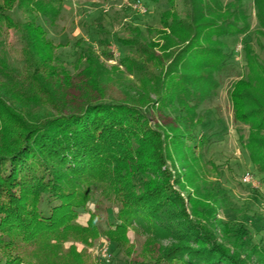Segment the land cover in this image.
Returning a JSON list of instances; mask_svg holds the SVG:
<instances>
[{
	"label": "trees",
	"instance_id": "1",
	"mask_svg": "<svg viewBox=\"0 0 264 264\" xmlns=\"http://www.w3.org/2000/svg\"><path fill=\"white\" fill-rule=\"evenodd\" d=\"M139 1L168 7L155 40H139V29L137 39L115 37L130 52L108 69L101 56L112 52L57 56L65 45L55 47L39 21L54 26L63 0H0V264H90L75 242L97 233L119 248L130 230L145 240L123 264H241L245 246L258 252L240 221L220 222L216 235L208 203H220L221 190L195 180L214 142L212 106L232 75V122L247 129L240 145L264 176V0ZM239 37L241 69L227 44ZM179 168L195 188L190 223L172 190Z\"/></svg>",
	"mask_w": 264,
	"mask_h": 264
},
{
	"label": "rangeland",
	"instance_id": "2",
	"mask_svg": "<svg viewBox=\"0 0 264 264\" xmlns=\"http://www.w3.org/2000/svg\"><path fill=\"white\" fill-rule=\"evenodd\" d=\"M228 1L231 0H224V2ZM132 3L133 0H63L61 15L54 26L43 20H40L39 23L44 27L48 38L54 42L55 47L58 44L65 45L56 51L62 61L73 63L76 52L80 48L92 47L99 55H102L103 51L113 53V58L110 61L101 56L105 67L111 69L112 66L117 65L119 57H124L130 52L116 43L114 38L134 39L136 37L134 32L139 29V40L150 37L155 40L156 32L154 33V31L159 26V16L168 8L164 2L153 4L149 1H141L145 13H140L130 8ZM248 4L246 5L247 9L251 7ZM21 14L20 11L15 12L13 19L21 18ZM249 23L250 31L253 33L257 28L253 13L249 17ZM126 25L131 27L129 31L133 33L126 30ZM148 28H153L152 36L147 32ZM242 39L244 38L239 37L234 41H227L230 49H234V61L237 69L243 67ZM259 39L264 43V37ZM103 40H107L108 44L105 45ZM15 42L16 35L10 31L8 43L14 45ZM100 42L103 44L100 45ZM251 45L260 54L256 35L253 36ZM260 57L262 58V55ZM129 79L132 80V77ZM235 79H237L236 75H232L224 80L218 98L212 106L217 114L213 118L215 123L214 142L208 147L202 158H199L196 171L200 179L195 180V185L199 184L202 189L214 187L221 190L217 198L220 203L213 200L208 203L210 208L215 210L212 229L216 235L220 236V231L215 226L220 222L237 220L245 224L249 230L252 244L257 245L258 252L252 251L251 245L250 247L245 246L243 252L238 253L239 262L241 264H264V176L254 171L246 151L240 145L239 136L245 138L247 129L232 122V106L228 93L231 82ZM198 151L195 150V153L198 154ZM246 173L252 175L253 184L241 183V179ZM175 175L178 176L175 180H178L180 184L176 186L171 181V185L172 190L182 202L179 209L187 215V220L183 219V221L193 222L195 217H192L191 210L192 200L196 197L195 188L187 181L188 174L183 169L179 168ZM189 178L195 179L193 176H189ZM202 192L199 193L206 197L207 193ZM89 207L90 211L81 213L78 219L82 226L87 225L90 214L94 211L93 205ZM103 220L105 221V219ZM103 223L101 221L97 225L102 226ZM96 235L88 237L87 242H75L73 245L77 253H82L86 262L90 264H96L97 261L123 264L129 253L140 252L139 246L145 240L143 234L130 230L126 234L127 242L122 241L119 248H116L114 244L108 243L99 234L96 233ZM218 243H222V241L218 240ZM225 244L227 246L225 248L232 255V247L228 243ZM171 245L169 241L162 242L163 248H168ZM188 245L190 249H197L193 244ZM204 248H208V246ZM0 253L3 252L0 251Z\"/></svg>",
	"mask_w": 264,
	"mask_h": 264
},
{
	"label": "built area",
	"instance_id": "3",
	"mask_svg": "<svg viewBox=\"0 0 264 264\" xmlns=\"http://www.w3.org/2000/svg\"><path fill=\"white\" fill-rule=\"evenodd\" d=\"M130 8H132L133 10H136V11H138V12H140V13H141V12H142V13H145V9L143 8V6H142V4H141V2H140L139 0L133 2V3L131 4ZM252 180H253L252 175H251L250 173H246V174L242 177V179H241V183H242V184H245V185H247V184H253V183H252Z\"/></svg>",
	"mask_w": 264,
	"mask_h": 264
}]
</instances>
